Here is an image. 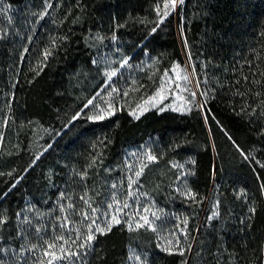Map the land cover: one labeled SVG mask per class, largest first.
I'll list each match as a JSON object with an SVG mask.
<instances>
[{
  "label": "trees",
  "instance_id": "1",
  "mask_svg": "<svg viewBox=\"0 0 264 264\" xmlns=\"http://www.w3.org/2000/svg\"><path fill=\"white\" fill-rule=\"evenodd\" d=\"M158 1L4 0L19 10L0 13V249L47 239L50 218L35 222L38 235L18 216L29 202L40 213L66 204L61 193L84 210L85 194L107 203L126 148L152 140L155 177L186 160L195 197L184 254L154 249L152 264H264V0H185L152 31L143 20ZM99 31L127 41L128 53L144 42L167 64L186 53L204 110L89 119L92 95L79 103L73 74L93 69L86 38ZM130 235L120 225L98 233L84 264H123ZM10 257L0 251L2 264H20Z\"/></svg>",
  "mask_w": 264,
  "mask_h": 264
},
{
  "label": "rangeland",
  "instance_id": "2",
  "mask_svg": "<svg viewBox=\"0 0 264 264\" xmlns=\"http://www.w3.org/2000/svg\"><path fill=\"white\" fill-rule=\"evenodd\" d=\"M183 4L177 3L173 8L170 0H159L154 5L153 12L143 22L156 29L171 13L175 12L179 16ZM166 5L167 7H165ZM4 7L8 9L7 12L19 10L7 5ZM49 9L50 7H47V11ZM165 11L168 12L167 16L164 15ZM86 43L93 52V69L87 70L81 67L73 74V79L74 84L78 85L79 103L83 102L90 94L92 95L86 100V104L89 100H93V103L82 109V111L87 110L90 117L99 114L105 118L122 111H127L133 117H139L154 109L160 112L180 113H189L195 108L204 110V97L199 94L191 60L186 53L182 60L176 59L167 64V59H162L144 49V42L139 43L131 53H128L127 41L101 31L90 33L86 38ZM124 61H127V64H124ZM112 72L116 74L109 79L108 74ZM162 84L163 87H161ZM96 86H98L97 91L93 93ZM98 93L99 95H97ZM94 97L95 99H93ZM1 102L0 125L3 117ZM161 108L164 110L161 111ZM4 131L5 128L0 126V147ZM153 145V141L149 140L127 147L123 157L122 170H118L121 171L122 177H114L112 186L116 185V187H112L109 200L100 206L91 202L92 206L97 209L94 214L97 223L124 226L130 232L128 256L123 264H152L151 251L154 249L176 250L174 245L177 238L179 247H184L189 240V231L193 225L190 211L184 210L190 207V204L187 203L189 198L181 194L189 190L187 185L191 164L186 160L174 161L163 172L160 168L161 174L158 179L155 177L156 171L159 169L156 166L158 160L154 156ZM149 155L155 159L149 160L147 158ZM141 169V175L136 177L135 173ZM129 178L136 180V183L129 186ZM171 186L176 190V193H171L169 190ZM113 196H115V201ZM179 197H184V199ZM125 202L128 204L127 208L123 207ZM60 204L57 205V210L52 213H40L29 202L19 215L23 220L25 217L30 219L33 226L40 225V223L35 224L37 221L42 222V219L50 218L51 221L48 219L46 222H49L51 226L47 239H51L54 234H59V218L64 215L59 210ZM109 204H113V207L108 208ZM217 207V203L214 202L211 215L214 212L217 213ZM202 209L203 214L209 210L207 206ZM85 211L93 215L90 209L85 208ZM153 213L155 216L152 215ZM113 216L120 220L119 224L111 219ZM141 217H147L149 223L144 224ZM71 219L74 226L81 232H86L87 224L91 222L83 220L80 215L75 213L71 215ZM185 220H187L186 224ZM138 224L143 227H137ZM31 225L29 226L31 227ZM54 226L56 227L55 233L53 232ZM169 241H172V244H169ZM94 242L95 239L92 245ZM22 245L26 248L29 244L23 243ZM22 245L20 247H5L4 249H8V251L4 253L8 257L11 256L12 262L34 264L37 256L41 254L25 252L23 256H20ZM90 249L82 251V259L79 264H84ZM136 257L139 259L137 260ZM57 264H66V262H57Z\"/></svg>",
  "mask_w": 264,
  "mask_h": 264
},
{
  "label": "snow or ice",
  "instance_id": "3",
  "mask_svg": "<svg viewBox=\"0 0 264 264\" xmlns=\"http://www.w3.org/2000/svg\"><path fill=\"white\" fill-rule=\"evenodd\" d=\"M171 6L175 8L177 3L183 4L184 0H170ZM46 7H51L50 4H47ZM167 7V5L165 6ZM8 9L4 7V0H0V13L6 12ZM44 15H47V12L45 11L43 14H41V19ZM165 16L168 15V12L165 11ZM155 31V29H153ZM261 35H264V33H261ZM115 39V37H113ZM55 44V38H53V45ZM50 51L48 49L45 50L44 56L45 58L50 55ZM124 64H127V61H124ZM116 73L112 72L109 73V79L111 76H114ZM167 75V73H165ZM187 79V77H185ZM247 79V78H245ZM253 83H259V81H253ZM163 87V84L161 85ZM115 91V89H113ZM99 95V93L97 94ZM194 95V94H193ZM259 95V93H257ZM95 99V97L93 98ZM163 99V97H161ZM93 103V100H89L87 104H85V108H87L89 105ZM161 111L164 109L161 108ZM103 111V110H101ZM89 119H104L103 115H97L94 117H89ZM149 160H154L155 157L149 155L147 157ZM264 167V165H262ZM142 173V169L140 171H137L135 173L136 177H139ZM81 179L84 178L86 173H81ZM136 180H133L129 178V186L132 184H135ZM113 188L116 187V185L112 186ZM264 187V186H262ZM182 195H186L191 199H195L194 194L191 192V190H187L186 192L181 193ZM131 195V193H129ZM60 200H66V204H60L59 210L62 214L59 218V234H54L51 239H44L43 237H40V239L43 241L41 244H29L26 248L22 245L19 255L23 256L25 252L36 254L39 252L41 255L37 256L36 260L34 261V264H57V262H66V264H79L80 260L82 259L81 253L82 251H86L87 249H90L92 247V242L95 239V235L97 233L103 235L107 231H111L112 229V223H104L101 225L100 223H97V220L94 216V214L97 212V209L92 206L91 199L87 197V194L82 195L79 197L80 201L83 202V205L91 210V214L88 211H85L83 208H78L77 204L72 201V198L70 196H65L64 193H61ZM113 200L115 201V196H113ZM113 204H109L108 208H112ZM124 208L128 207L127 202L123 204ZM147 211V209H145ZM249 212L254 213L255 209L250 208ZM75 213L80 215L83 220H90L91 222L87 224V231L81 232L79 228H76L74 226V222L71 219V215ZM43 215V214H41ZM104 215H107V213H104ZM152 215L155 216V213ZM218 213L214 212L212 217H209L211 220L213 217L217 216ZM19 216V214H18ZM115 223L119 224L120 220L117 219L115 216L111 218ZM141 219L144 221V224H148L149 220L147 217H141ZM5 219L0 218V225H3L5 223ZM243 222V221H242ZM24 224L31 225V220H29L27 217L24 218L22 221ZM184 223H187V220L184 221ZM131 227V225H129ZM137 227H143V225L138 224ZM43 230V226H37L35 227V232L39 235L41 231ZM53 232H56V227H53ZM67 233V234H66ZM75 234V235H73ZM169 244H172V241H169ZM179 254L183 255L184 250L179 248V239L177 238L176 243L174 245ZM168 251L169 249H165ZM0 251L7 252L8 249H0ZM138 260L139 257H136ZM2 264V262H0Z\"/></svg>",
  "mask_w": 264,
  "mask_h": 264
}]
</instances>
